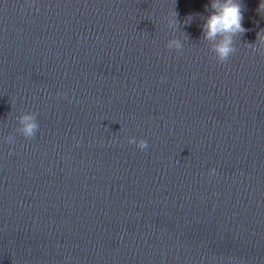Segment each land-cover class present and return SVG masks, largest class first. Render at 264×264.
Instances as JSON below:
<instances>
[{
  "label": "water",
  "instance_id": "obj_1",
  "mask_svg": "<svg viewBox=\"0 0 264 264\" xmlns=\"http://www.w3.org/2000/svg\"><path fill=\"white\" fill-rule=\"evenodd\" d=\"M210 2L0 0V264H264V12L221 63Z\"/></svg>",
  "mask_w": 264,
  "mask_h": 264
},
{
  "label": "clouds",
  "instance_id": "obj_2",
  "mask_svg": "<svg viewBox=\"0 0 264 264\" xmlns=\"http://www.w3.org/2000/svg\"><path fill=\"white\" fill-rule=\"evenodd\" d=\"M264 0H261L259 12H264ZM209 15L205 16L202 25L203 40L206 41L210 50L215 54L218 62H226L236 52L237 38L246 32L243 25L244 22V4L242 0H211L210 7L206 6ZM185 21L190 23L191 19ZM169 27L174 31L179 29L176 17L170 21ZM258 41L264 43L258 35ZM183 47L181 39H171L167 43L169 50L175 49L179 51ZM20 127L17 129L25 138H32L39 131V123L37 116L34 113H25L19 117L18 121ZM13 136L7 137L6 142H11ZM129 143L136 144L140 150L148 148L147 140L136 141L133 137ZM216 170L213 168L211 174L214 175Z\"/></svg>",
  "mask_w": 264,
  "mask_h": 264
}]
</instances>
